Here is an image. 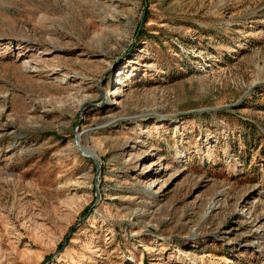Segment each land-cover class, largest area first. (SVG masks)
I'll list each match as a JSON object with an SVG mask.
<instances>
[{
  "label": "rangeland",
  "instance_id": "obj_1",
  "mask_svg": "<svg viewBox=\"0 0 264 264\" xmlns=\"http://www.w3.org/2000/svg\"><path fill=\"white\" fill-rule=\"evenodd\" d=\"M0 264H264V0H0Z\"/></svg>",
  "mask_w": 264,
  "mask_h": 264
},
{
  "label": "bare ground",
  "instance_id": "obj_2",
  "mask_svg": "<svg viewBox=\"0 0 264 264\" xmlns=\"http://www.w3.org/2000/svg\"><path fill=\"white\" fill-rule=\"evenodd\" d=\"M83 149L85 150L86 153H90V154H92V152H90L89 149L84 148V147H83ZM92 155H93V154H92Z\"/></svg>",
  "mask_w": 264,
  "mask_h": 264
},
{
  "label": "water",
  "instance_id": "obj_3",
  "mask_svg": "<svg viewBox=\"0 0 264 264\" xmlns=\"http://www.w3.org/2000/svg\"><path fill=\"white\" fill-rule=\"evenodd\" d=\"M78 148H79L80 150H82V148H81L79 145H78ZM84 155L90 156V155H88V154H85V153H84Z\"/></svg>",
  "mask_w": 264,
  "mask_h": 264
}]
</instances>
